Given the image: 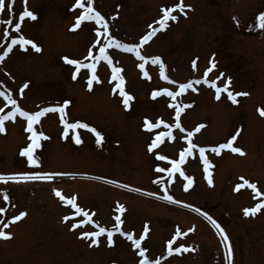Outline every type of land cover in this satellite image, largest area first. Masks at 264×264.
<instances>
[{
  "label": "rangeland",
  "instance_id": "1",
  "mask_svg": "<svg viewBox=\"0 0 264 264\" xmlns=\"http://www.w3.org/2000/svg\"><path fill=\"white\" fill-rule=\"evenodd\" d=\"M177 3L179 0H94L93 6L105 17L108 35L122 43L139 44L151 31L149 25L159 27L154 22L163 15L162 6ZM183 3L191 5L185 9L186 15L177 9L173 14L178 19L169 20L166 28L138 49L149 58L146 61L115 46L106 50L112 65L104 60L86 61L97 65L99 82L93 81L91 89L87 86L91 70L81 68L73 79L76 66L63 58L84 60L90 48L98 55L96 41L103 42L107 35L97 37L95 30L100 26L94 21H83L73 30L76 17L83 11L73 7L75 0H27V7L37 18H25L19 32L14 24L19 22L23 0H15L11 15L7 10L0 13V20H12L11 24H0V55L12 36L23 35L41 49L13 46L0 61V92H10L29 112L70 101L65 113L48 112L34 124L46 135L34 151L39 161L36 165L21 155L31 142L26 118L17 114L14 121L5 122L6 131L0 132V175L48 173L52 177L0 180V207L6 209L0 213V226L8 223L5 231L12 233L11 238H0V264H139L143 259L139 249L123 233L131 232L139 239L146 224L148 233L141 247L147 249L145 256L150 260L159 264H229L228 249L213 220L229 237L231 264H264V209L255 215L243 212L264 201V195L258 196L248 185L235 190L237 184H243V177L264 193V116L258 111L264 109V30L256 26L258 14L264 12V0ZM152 57H160L169 80L161 77L159 63L153 64ZM213 59L216 67L206 73ZM193 60L197 62L195 68ZM140 63L145 64L143 70ZM113 67L122 69L125 90L134 97L128 108L119 90L113 91L117 83L111 79ZM221 72L224 78L217 80L218 86L231 77L230 91L248 95L237 96L234 103L222 92L217 99L216 89L204 80H215ZM190 80L193 87L175 98L165 93L152 97L154 90L163 88L179 92V84ZM25 83L28 87L21 94ZM177 105L183 108L180 122L186 131L172 128L175 139L163 137L149 152L148 145L156 133L168 131L166 125L175 123ZM0 108L4 109L0 114L12 109L3 96ZM62 116L70 124L81 121L94 127L102 133V143L97 144L95 134L82 127L68 129L65 135ZM145 118L151 123L163 119L165 124L149 131L144 127ZM201 124L204 127L194 132L192 142L206 147L213 182L208 183L196 148L181 165L185 174L193 177L186 188L188 182L179 173L169 176L156 171L157 165L168 168L171 163L159 160L155 153L179 159L188 144L182 137ZM237 132L233 146L240 147L243 155L231 149H222L219 154L211 150ZM158 177L163 183L156 182ZM54 189L67 197L75 195L91 222L73 229V223L87 221V217L83 213L73 215L75 209L56 196ZM165 189L181 203L165 199ZM5 193L9 201L3 200ZM120 204L125 206L122 214L117 211ZM21 211L26 216L10 222V217ZM116 215H121L124 223L120 232L114 231L113 244H108L107 232L95 237L97 245L90 244L92 237L81 235L99 227L114 230ZM64 216L70 219L65 221ZM177 230L181 233L178 237ZM169 240H173V248L181 250L169 254Z\"/></svg>",
  "mask_w": 264,
  "mask_h": 264
},
{
  "label": "snow or ice",
  "instance_id": "2",
  "mask_svg": "<svg viewBox=\"0 0 264 264\" xmlns=\"http://www.w3.org/2000/svg\"><path fill=\"white\" fill-rule=\"evenodd\" d=\"M14 4H15V0H10V2H7V3H6V0H0V13H4L5 10H7L9 15H11L13 10H14ZM23 4H24V8L22 11L19 12V17H18L19 22H16L14 24V28H15L16 32L20 31L22 23L25 20V18H29L32 20H35L37 18L35 12L29 10V8L27 7V0H23ZM93 5H94V0H75V4L73 5V7L83 9V11L80 13V15L78 17H76L75 23L72 25V28H73V30H75L76 28H78L81 25V23L83 21H94L96 25H99L100 28L103 29L102 32H101L100 28H97L95 30L97 37L107 35V39L104 40L103 42H101L99 39L96 41V44L99 45L98 55H94L92 48H90L88 51V54L84 58V60L70 59L68 57L63 58L68 64L76 66V71L73 73V79H76L77 73L80 71L81 68L91 70V75L89 76V78L87 80V86L89 89L92 88L93 81L99 82V78L96 75V67H97L96 63L86 62V61L91 60V61H97L98 62L100 60H104V61H107V63L109 65H112V63H113L112 58L108 54V52L106 51L108 48H110L112 46H115L116 48H122L128 52H135L136 56H138L141 61H146L149 58L142 56L140 51H138V49L142 46V44L147 42L158 31L166 28L167 22L169 20H173V21L177 20L178 17L173 14L177 9L181 13H184L186 15L185 9L191 7V5H185L183 3V0H179V3H177L171 7H163L162 6L161 11H162L163 15L159 18L158 21L154 22V23H157L159 25V27L153 28L152 25H149V28L151 29V31L148 32L144 37L141 38V41L139 44H127V43H122L115 36L108 35V33H109L108 23L105 20V17L103 15H101V13L99 11H97ZM234 19H236V18L234 17ZM256 20H257L256 26L259 27L261 30H264V12H260L258 14ZM11 23H12V20H0V24H11ZM237 23H239L238 20H237ZM8 32H9V29L7 27H5L4 33L8 34ZM14 45H18L21 48H24L25 45H31L32 48H34L36 51L41 50L40 47L33 40L26 39L23 35H20L18 38L15 36H12L11 42L7 45V50H4L2 52V55H0V61H2L4 59V57H6L13 50ZM150 59H151V62L153 64L159 63L161 77L164 80H169V77L165 74V65L161 61L160 57H152ZM192 63H193V67L195 68L196 63H197L196 60H193ZM215 67H216V63H215V60L213 59L212 61H210V68L206 69V73L208 71H211ZM139 68L141 70H143L145 68V64L140 63ZM143 74L145 77L149 76L147 71H144ZM222 78H224L223 72H221L219 74V76L216 77L215 80H211V81H209L207 79L204 80L205 83H209L212 87H214L216 89V98L217 99L220 98V94L222 92H226L228 95V98L230 100H232L234 103L237 102V100H236L237 96L248 95V93H242V92L233 93L232 91H230L231 79H232L231 77H227L224 81V84L222 86H218L217 80H221ZM111 79L113 81H117L113 91L115 92L116 90H119V95L122 97V103H123L124 107L125 108L130 107V101H132L134 99V97L128 91L125 90V78L122 75V69L119 67H113ZM171 82L173 84L176 83V81H171ZM195 83L199 84L200 80H196ZM27 87H28V84L25 83L23 85V87L20 89L21 94H23L24 89H26ZM192 87H193V81L190 80L186 83L179 84V92H173L172 90H170L168 88H163L160 90H154L152 92V97L156 98L161 93H165V94H167V96L175 98L180 93H183L184 91H186L187 89L192 88ZM0 96H3L4 100L7 101V104H10L12 106L11 111H8L5 114H0V132L6 131L5 122L9 121V120L14 121L17 117V114H19L20 117L26 118V121H27L26 131L31 134L29 137V140L31 142L21 150V155L27 157V162L29 164H32V165L38 164L39 161L36 158V156L34 155V151L41 147L40 141L42 138H46V135L43 131H37L34 128V124L39 123L40 118L48 112H59L62 114L65 113V108L68 104H70V101L65 100V101H63L62 105L49 106V107L41 108L40 110H38L36 112H29V111H26L24 108H22L21 106L18 105L17 100L12 97L10 92L7 94L4 92H0ZM182 111H183L182 107H180L178 105L175 106V123L171 124V125H166V127L169 129L168 131L156 133L154 139L148 145V151L149 152H153V150L158 147V144L162 142L163 137L175 139V137L173 136L172 131H171L172 128L180 129L181 131H186L185 129L182 128V125L180 122V115H181ZM258 111L260 112V114L262 116H264V109H258ZM0 113H4L3 108H0ZM145 119H146V122L144 124V127H145V129H147L149 131H152L153 129L158 128L160 125L165 124V121L163 119H158L156 123L148 122L147 118H145ZM61 123H64L66 126L65 127V135H67L68 129H75L78 127H82L85 129H90V131H92L95 134L97 144L102 143V141L104 139L102 133H100L94 127H91L87 123L77 121L75 123L70 124L66 120H64L63 116L61 117ZM202 127H204L203 124L198 125L193 131H187V135L182 137L184 140L188 141V144H187V147L183 148L180 151L179 159H170L166 155H161L159 153H155L159 160L170 161V163H171V167H168V168H162L159 165H157L156 171L158 173L167 172L169 174V176H171L173 173H179V175L184 177V179L188 182L185 185V187L186 188L190 187L192 182H193V177L186 175L184 170L181 168V165L185 163V159L187 156L192 155L193 149L198 148L200 157L203 159V162H204L205 173L208 175V183L212 184L213 181L211 179V173H209V171H208V168L210 166L209 161L207 160V158H205V152L207 149H206V147L198 146L192 142V137H193L194 132H199ZM238 134H239V132H237L236 135L231 136V138L228 139L227 142L221 143L218 146L212 147L211 150L213 152L219 154L222 149H231V151L243 155L244 152L240 147H234L233 146V142L237 139ZM76 142L77 143L81 142L78 136L76 137ZM35 178L51 179L52 177H51V174H48V173H34V174L17 173V174H10L7 176L0 175V180H8V181L19 180V179H35ZM240 179L243 181V184H237L235 190H239L244 185H248V187H250L251 189L256 191V194L258 196L264 195V193H261L259 191L256 183L249 182L248 180L244 179L243 177H241ZM156 182L157 183H163V181L160 177L157 178ZM54 192H55V195L60 197L61 200L65 204L71 205V207L73 209H75V213L73 215H80L81 213H83L84 216L87 217V221L82 219V220H79L78 223H73L71 225V227L73 229L79 227L80 225H82L86 222H91V217L88 216V213L84 212V210L81 207H79L78 204L76 203L77 198L75 195H73L71 197L64 196L62 194L61 190H59V189H54ZM153 195H155V194L153 193ZM164 198L167 200L173 201L175 203H181V201H176V200H174V198L171 195H168L167 189H165ZM9 199H10V197L8 196L7 193H5L3 195V200L9 201ZM189 207H191V206L189 205ZM261 209H264V201H261L260 203L255 204L254 207L244 208L243 212H244V215H246V216L247 215H255L257 212L261 211ZM5 211H6L5 208L0 207V213H4ZM117 211L122 214L125 211V206L122 204L118 205ZM26 214L27 213L25 211H21L17 215L11 216L10 222L20 221L21 218L26 216ZM204 215L208 219H212L210 216H208L207 213H204ZM69 219H70V216H64L63 217V220H65V221H68ZM115 221H116V224L114 226V230L106 229L104 227H99L98 231L82 232L81 235L84 238L92 237L90 244L91 245H97L98 240L95 239V237H99L101 234H104L105 232H107V242L109 245H111L114 243V241H113L114 231L120 232L121 231L120 226L124 223V221L121 218V215H116ZM212 222L216 225V228L219 230L220 234L223 236V241L225 242V246L228 249L226 258L228 259L229 264H231L232 247H231V244L228 242L229 237H228L227 233L225 232V230L215 220H213ZM8 227H9L8 223H4V224H2V226H0V238H5V239L11 238L12 233L9 231H5V229ZM192 230L193 229H189V231H192ZM147 233H148V226L146 224L145 228H144V233L140 236L139 239H134L133 234L131 232H125V233H123V235H125L127 237V239L133 241V246L135 248L139 249V256L143 257V259H141L139 261V264H159V261L150 260L147 256H145L147 249L144 247H141V241L145 239ZM180 235H181L180 231L177 230L175 236L178 237ZM174 239H175V237H173V240ZM173 240H169L167 242L169 245V247H168L169 254H171L173 251L179 252L181 250V248H179V247L178 248L172 247ZM181 247H183V246H181ZM185 250H187V249H185Z\"/></svg>",
  "mask_w": 264,
  "mask_h": 264
},
{
  "label": "flooded vegetation",
  "instance_id": "3",
  "mask_svg": "<svg viewBox=\"0 0 264 264\" xmlns=\"http://www.w3.org/2000/svg\"><path fill=\"white\" fill-rule=\"evenodd\" d=\"M184 141V139H182Z\"/></svg>",
  "mask_w": 264,
  "mask_h": 264
}]
</instances>
